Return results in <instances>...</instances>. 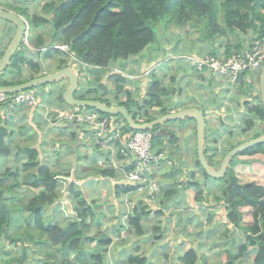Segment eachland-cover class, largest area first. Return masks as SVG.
<instances>
[{
    "label": "crops",
    "instance_id": "1",
    "mask_svg": "<svg viewBox=\"0 0 264 264\" xmlns=\"http://www.w3.org/2000/svg\"><path fill=\"white\" fill-rule=\"evenodd\" d=\"M4 2H6V5H3ZM35 5L36 3L30 6L29 1L24 0H0L1 8L14 12L23 19L25 18L20 15L18 8L26 7L27 13L29 14L30 10L36 7ZM41 27L43 29L45 26H38L33 29L35 32V38H29L31 33V29H29L26 39L27 44L24 40L23 43L25 45L22 43L18 50L23 51L26 63H20V73L11 76V78H24L23 76L25 75V77H29L25 80H29L32 77L50 74L58 70L57 66L62 60L67 61L66 55L57 49H55L57 51L54 52H47L48 49L53 48H48L51 44L47 43L46 40L44 41V36L41 32L37 31ZM13 35L14 27H7L6 23L0 19V58ZM215 41H217V45H215L214 48L212 46H208L207 48L217 53L218 56H227L224 55L226 44L219 42V39H216ZM202 49H205V47ZM44 50L45 53H43ZM201 50L197 48L187 53L199 54ZM220 50L223 51L220 52ZM233 51L234 50L231 49L230 53ZM58 53L61 54V57ZM126 61H128V59ZM126 61L112 63L117 65L116 69L112 68V70H116L115 72L103 73L98 71V76L94 75L95 72L92 74L90 72L86 74V82L88 83L87 89L90 88V84H95L94 77H97V81L101 83L104 79L106 81L112 80L110 82L112 83L111 86H108L107 82L105 87H103L107 90H113L116 85H121L122 91L118 93L120 101L118 103H115V101L114 103L108 102L107 104L111 107H116L120 106V103L125 99L124 90L131 91L133 88L140 87L144 97L153 81L158 79L160 81V87L168 92L166 95H163L162 97L160 96L162 100H164L163 103L171 101L172 105L164 113H160V108L153 107L148 111L149 115L152 118H156L160 115L180 111L189 107L200 109L205 118L204 154L210 158L209 161L206 156L207 160L214 166H219L221 159L233 145L248 140L249 138H253V136H250V132L259 131L260 135L264 134V122L259 120L253 113H250L246 107L250 100L249 95H256L254 88H252L251 91H248L249 83L251 81L253 83L252 86L256 85L258 88L256 77H251L248 74L247 77H239L236 81H231L227 77L216 75L206 69L197 70L188 61L181 58L167 59V61L160 62H157L159 60L156 59L155 61L151 60L149 64H147V62H142L138 65V68H135L133 74L136 76H134L129 71L130 64ZM125 63L127 65L126 68L123 67ZM50 64L54 67L45 71V67ZM154 67L156 69L155 72L149 74V70ZM171 70L175 75L172 74V76L166 80L168 82H165L167 76L164 73ZM110 74L122 76L125 80L117 82L114 76L110 77ZM1 75L0 78H2ZM82 80L84 81L85 78L83 77ZM177 84H181V89L177 87ZM66 85L67 82L65 81L44 85L42 86V90L46 92L49 89L48 87L53 86L56 88V92H59L62 91ZM172 86L174 87L173 89ZM241 89H243V92ZM47 92L49 93V91ZM97 93L98 92L86 95V99L99 100V97L96 95ZM82 94L86 93L80 89L77 92V95L80 97ZM51 95L56 97L57 101L55 103H49L47 100L40 99V106L38 107L18 105L15 108L10 109L7 115H5V108L7 106H0V129L2 130V136H7L5 139L7 141V146L10 149L9 155L14 157L13 166L9 167V163H6L5 156H1L0 168L14 170V166H17L16 163L20 162L22 163L21 165H23L26 158L24 157V154L18 152V149L36 150L38 153V161L42 165L47 166L51 172L56 174V191L59 198L55 203L58 205L57 208L61 207V211H63L62 209L64 207H68V203L71 200V197L69 196L70 191L74 193L79 192L84 200H86L91 210L94 208L100 210L101 215L95 214L91 211L93 222H99L101 219L98 217L104 216L103 212H101L102 209L108 210L111 213L108 215L110 217L108 221L112 220L115 223L113 225L114 237L111 238L109 235L110 244L107 249L106 264H126V262L128 263L127 260L130 255L137 253L146 255L147 248H144L143 251L139 250L138 243L140 241L145 242L147 236L151 233L153 238H158L159 234H157V232H160L162 226L164 227V224L166 223L165 218H167V221L181 220L184 222L182 224V228H184L185 225L195 221L198 216H203L202 218H204V215H206L207 222L211 223L208 227L212 228L207 231L208 233H210V231L212 232L219 224L221 231L217 236L224 237V239L226 238L229 245L237 246V244L239 245L244 242L243 231L239 228L233 229L231 225L221 224L218 222L219 220H215L217 215H221L225 219L223 201L222 199L218 200V198L222 196V184L220 182L217 184L212 183L217 180H207L203 171L196 166V124L193 119L185 118L183 120H175L174 122L171 121L172 123L168 122L165 125V129L172 132L171 138L168 136H165L164 138H153V151L155 153H162L164 156V159L159 161L155 170L159 194L153 202H148L144 197H139L141 200L136 204L132 202L134 200L132 196H134L135 193L127 189L128 186L123 182L121 177V174L127 169V167L123 165L122 157L118 151L120 146L119 140H113L106 147L95 144L92 133L88 134L87 132L90 127L79 124L75 119L76 115L88 114L92 111L86 110V108H74L66 103H62L63 101L61 102L60 99H58V93H52ZM227 98H230V100L228 99V101H226ZM237 114L242 116V118H239ZM248 119H251L252 121L250 124L252 126L251 129H248ZM116 121L118 125H124L117 131L120 134V138L125 139L128 128L120 117H116ZM74 124L81 125L82 131L80 132L77 127L75 128ZM223 127H225V130H223ZM7 128H9V130ZM219 128L221 130L220 133ZM113 129L116 130L115 127H113ZM231 135L234 136V140L232 138L225 139L224 137ZM11 136H26L25 139L28 143L22 147H16L9 139ZM30 136L39 139L37 145L34 143L29 144ZM60 136H62V140L65 141L61 144L73 152L71 156L72 160H74V155H76L75 160L78 158L80 153L79 150L81 149H77L83 147L82 145H88L87 142L94 147L92 156L89 155L88 157L87 154L81 152L82 157H80L78 161L74 160V164L77 168H71V166L74 165H72L73 163H70L68 164L70 166L65 170L52 171L45 161L47 160V155H44L43 151L47 152L46 143L51 138L61 139ZM42 139L45 142L47 141L44 148L41 147ZM48 143L50 144V142ZM50 145L56 148L60 147V144L58 143H51ZM56 153H54L53 156H56ZM62 158L66 161L68 159L67 156ZM239 158L249 162H246V165L238 164L236 167H241L237 168V172L244 177L247 174L250 176L246 177L244 181V177H240L239 182L243 183L252 180L264 186V182H260V179L264 177V154L242 156ZM50 161H52V159H50ZM66 161H62L61 165ZM8 162H11V159H9ZM255 170L258 171L254 173ZM250 173L253 174L251 175ZM218 186L220 187V193L213 198V201H211L212 195L209 188H218ZM208 192L209 195L207 196V201L197 200V197H200L198 196L199 194L203 193L204 198ZM166 193L169 195L168 198L165 197ZM126 198L131 202V206L129 207L124 205V202L122 201V199L124 200ZM71 207L75 208V204L71 203ZM144 207L146 214L142 213L138 222L139 229L138 227L135 228L132 224H129L128 215H132L135 208H137V210H142ZM61 215L64 217L62 213ZM153 216H160L159 218L161 219L160 223H156L157 225L155 226L152 223ZM123 230H126V232L121 236L120 233ZM189 235H191V232L186 233L185 237ZM118 236H120L118 238L119 241L117 240ZM133 237H137V239L129 243ZM154 243L157 242L155 240L151 242V244ZM191 247L198 250L195 245ZM160 249H164V246H161ZM150 250L152 252L156 251V249ZM223 250L222 246L219 247L216 254L221 253ZM198 251L200 252V250ZM171 264H174V261H172Z\"/></svg>",
    "mask_w": 264,
    "mask_h": 264
},
{
    "label": "trees",
    "instance_id": "2",
    "mask_svg": "<svg viewBox=\"0 0 264 264\" xmlns=\"http://www.w3.org/2000/svg\"><path fill=\"white\" fill-rule=\"evenodd\" d=\"M24 1L39 3L45 1L41 10L51 15L49 20L46 16H38L35 13L29 15L26 7L18 8V11L28 22L30 29L48 26L51 38L54 39L59 35V39L68 45V53L91 67L81 71L82 75L87 71H90L91 74L95 72V76L99 75L98 71L110 73L111 70L106 68L109 63L124 62L128 58L141 54L156 40L155 28L159 22L169 24L175 21L178 25L183 26L193 20L195 24L192 21L189 23L193 24L195 29L200 30L201 38L206 41L219 39V42L223 43L227 36L234 37L235 42L225 45L224 55H229L231 49L240 51L250 47L256 39L264 42V0ZM219 16L221 17L220 21ZM54 51L57 50L48 49L47 52ZM210 53L218 56L211 50ZM20 63H26L23 51L16 52L7 71L9 70L10 74H19ZM67 65V61L62 60L57 68L61 69ZM248 74L250 75V72L244 71L239 77H247ZM112 76L116 78L117 82L125 80L124 77L116 74H110V77ZM94 81L96 84L101 83L97 81V77H94ZM21 82L24 81H6L1 84L14 85ZM252 84L251 81L248 91L252 90L254 86ZM256 84H258V77ZM106 91L118 94L122 91L121 85H116L113 90ZM96 92H98L96 87L86 89V94L80 95V98L84 99L86 95ZM167 93V90L160 87V81L155 79L144 97L140 87L133 88L131 91L124 90L125 99L120 105L128 110L133 107L137 113L142 114L144 121H148L153 119L148 112L153 107L160 108V113L165 112L164 100L161 97ZM249 97L250 100L246 107L250 113L264 122V109L258 91L256 95H249ZM58 99L63 101L61 94L58 95ZM117 118L119 117L117 116ZM248 120V129H251L252 121ZM2 135L0 129V157L10 154L5 139L7 136ZM258 136H260L259 133L254 134L253 138ZM240 143L242 142L233 145L231 149ZM20 150L18 149V152L24 154L26 158L22 169L27 171L23 178L26 180L25 189L28 190V193L19 194L17 189L21 187L22 183L16 179L6 183L8 178H15L19 175L17 166H14V170L0 168V239H3L8 245H19L21 252L25 251L26 238L33 245L43 244L47 249L42 252L45 258L39 261L40 264H56L57 261H60L59 264H106L110 237L104 233L94 236L89 234L90 227L85 218L87 213L92 212L86 200L79 192L69 191V196L76 200L77 207L73 209L75 218L67 219L61 225L56 218H45V211L48 208H57L58 206L55 204L59 199L56 191V174L38 161L36 150ZM256 154H264V143L250 147L235 156L231 160L230 168L226 171L225 176L217 180L222 184L225 219L222 218L226 225L243 231L244 236V242L237 244L235 253L224 249L221 255L222 262L220 261L219 264H264V186L252 180L239 182V178L244 176L237 172V168L241 166L236 167L238 164L246 165L245 163L249 162L239 157ZM195 163L203 171L197 158ZM256 171L258 170H255L254 173ZM203 173L207 180H213L204 171ZM246 177L250 176L247 174L243 181ZM260 182H264V177L260 179ZM127 189L134 192L131 186H128ZM208 195L209 192L204 198L197 197V200L207 201ZM165 197L168 198L169 195L166 193ZM244 208L249 209L251 222L243 218L245 210L242 209ZM134 210L132 215H128V222L136 228L140 216L146 212L145 207L142 210H137V208ZM40 250L41 248L37 249L38 252ZM3 253L8 254L7 251ZM199 253L197 249L189 247L177 257L174 264H199L201 262L205 264L199 257ZM51 258L52 262L49 261ZM127 261L129 264L150 263L146 255L142 253L130 255Z\"/></svg>",
    "mask_w": 264,
    "mask_h": 264
},
{
    "label": "rangeland",
    "instance_id": "3",
    "mask_svg": "<svg viewBox=\"0 0 264 264\" xmlns=\"http://www.w3.org/2000/svg\"><path fill=\"white\" fill-rule=\"evenodd\" d=\"M35 3H36V5H35L36 7L30 10L29 15H32L35 13L38 16H46L48 20L51 19L50 14H46V12H44V10H41V7H42V5H44L45 1H40V3L36 1ZM35 3L32 1H29L30 6L35 4ZM3 5H6V2H4ZM220 20H221V17L219 16V21ZM190 21H192V23L195 24L193 20H190ZM189 22L185 23L183 26L178 25L177 22H175V21H173L169 24H164L161 22L157 23L156 28H155L156 40L154 42H152L151 45H149L148 49L142 51L141 54L134 56L130 59L128 58V61H126V62H128V64H130L129 65V71L131 72V74L134 75L133 72H134L135 68H138V65L142 62H147V64H149V62L151 60L155 61L156 59L159 60L157 62L167 61V59H179V58H181V56L183 57L184 55H188V53L192 50H195L197 48H199L201 50L204 47H205V49H202L201 53H208L209 54L210 50L207 47L212 46L214 48L215 45H217L216 44L217 41L203 40L201 38L200 30L195 29L193 24H191ZM26 23L28 25V33H29L30 27H29V24L27 21H26ZM37 31L41 32V34L44 36L43 37L44 41L46 40L47 43L51 44L48 48L54 49V46L57 45L55 43H58V44L63 43V40L59 39V37H60L59 35L54 39L51 38V31H50L48 26H45L43 29L41 27ZM29 38H35V32L32 28H31V33H30ZM235 41H236V39L234 37L227 36L226 40L223 42V44L229 45ZM23 45H25V44L23 43ZM222 51L223 50H220V52H222ZM153 52H154V55H153ZM43 53H45V50L43 51ZM58 54L61 57V54L60 53H58ZM55 55H57V54H55ZM194 55H198V54H194ZM66 58H67V56H66ZM148 58H149V60H148ZM67 63L69 64L68 58H67ZM126 66L127 65L125 63V65L123 67L126 68ZM53 67L54 66L50 64V65L45 67V71H48L49 69H52ZM8 68L9 67H7V69ZM106 68L107 69L109 68L111 70V72H115L116 70H112V68L116 69L117 65L109 63V65ZM7 69L1 75L2 78H0V84L5 82V81L11 82V81H17L16 79L25 80V79L29 78L28 76L25 77V75L23 76L24 78H20V77L11 78V76H15L16 74L15 73L10 74V72H8L9 70L7 71ZM151 70H153V71H151ZM155 70H156L155 67L151 68L149 70V74H151L152 72H155ZM89 72L90 71H87L85 74H83L84 75L83 77L85 78L84 81L80 80L79 88L82 91H86V89H87L88 83L86 82L87 81L86 80V78H87L86 74ZM103 73H105V72H103ZM164 74H166V76H167V78L165 79V82H168L166 80H168L169 77L172 76V74L175 75V73L172 70L167 71ZM250 75H251V77L257 78L258 72L250 73ZM134 76H136V75H134ZM103 81H102V83H99V84H96V83L90 84L89 87L90 88L96 87L98 90L100 89L96 95L99 97L98 99L101 100L102 102L108 104V102L114 103V101H115V103H118L120 101L119 94H115L113 92H107L106 91L107 89L103 88V87H105V84H107V82H108L107 85L111 86L112 83H110V82L112 80H109V81L105 80L104 82ZM177 85H178L177 87L181 89V87H182L181 84H177ZM48 88L49 89L47 91H49V93L47 91L44 92V90H42V86L37 87V88H32L34 91H36V92L33 91L35 94L34 96L36 98V105L35 106H37V107L40 106L39 105L40 99L47 100V102H49V103H51V102L55 103L57 101L56 97L51 95V94L52 93H55V94L58 93V95H59L61 93V91L56 92V88L53 86L48 87ZM90 88H88V89H90ZM173 88L174 87L172 86V89ZM253 88L255 89V94H257V91H258L257 86L254 85ZM241 91L243 92V89H241ZM229 92H231V91H229ZM230 98H227L226 101H228V99L230 100ZM106 99H109V100H106ZM62 103H64V102H62ZM171 105H172L171 101L164 103L165 111H167V109H169V107ZM9 110H10L9 107L5 108V112H6L5 115H7ZM86 110L94 111L91 109H86ZM133 110H135V109L133 107H131V109L129 110L130 114H132L134 118H137L136 115H138L139 112L138 113L136 112V114H135V112H133ZM102 116L103 115L99 114V117H102ZM141 116H142V114H141ZM238 117L242 118V116H240V115H238ZM140 118H142V117H140ZM143 119H144V117H143ZM172 122H174V121H172ZM172 122H170V123H172ZM240 122H242V121H240ZM82 125H84V124H82ZM7 129L9 130V128H7ZM223 130H225V127H223ZM220 131L221 130L219 128V133H220ZM87 132H88V134L91 133L89 130H87ZM257 133H259V131H252V132H250V134H251L250 136L252 137L254 134H257ZM60 137H61V139L51 138L48 141V142H50V144L51 143L52 144H56V143L60 144L59 148L51 146L47 141H46L47 142L46 143L43 139L41 140V147L42 148L45 147V143L47 145V147H46L47 152L43 151V154L47 155V160H45V161L50 166L52 171L65 170L70 166V165H68L70 163H73L72 165H74V166H71V168H74V167L77 168L74 163H75V161H78L80 159V157H82L81 152H84L85 154H87L88 157H89V155L92 156V153L94 151V147L89 142H87L88 145H82L83 147H80L77 149V150L81 149V150H79L80 153L78 152L79 153L78 158L75 160L76 155H74L75 161L72 160L71 156H72L73 152L71 150L67 149L66 146L61 144V143H64L65 141L62 140V136H60ZM224 137H225V139L226 138H229V139L234 138V136H232V135L231 136H224ZM25 138H26V136H11L9 139L14 144V146L22 147L23 145H26L28 143V141ZM93 140H94V138H93ZM245 141H247V140H245ZM38 142H39V139H36V137L34 138V136H30L29 144L34 143L35 145H37ZM54 153H56V156H53ZM11 156L12 155L5 156L6 163L7 164L9 163V167H12L13 163H14V157L13 156L11 157ZM66 156L68 158L67 161L62 158V157H66ZM207 158H208V156H207ZM9 159H11V162H8ZM50 159H52V161H50ZM208 160L210 161V158H208ZM62 161H66V162L63 163V165H61ZM21 164L22 163H20V162L16 163V165L18 167L19 175L15 178L14 177L8 178L6 180V183H10L15 179L18 180L19 182H21L22 183L21 187L17 190H18L19 194L23 195V194L28 193V190L25 189L26 180L23 178V176L26 174L27 171L22 169ZM60 166H62V167H60ZM208 180H210V179H208ZM212 183L217 184L218 181H214ZM219 188H220L219 186H218V188H213V187L209 188L210 193L212 195L211 201H213V198L215 196L219 195V193H220ZM134 193L136 195L134 194V196H132V198L134 199L132 201L133 203L137 204L141 200L139 197L145 198V194L143 191L137 192V193L134 192ZM198 196L203 197V193H201ZM220 198L222 199V196ZM74 199L75 198H71V200L68 203V207H64L62 209L63 211H61L60 206H59L60 208H54V207L48 208V210L45 211V218H50V217L56 218V220L59 222L60 225L64 224V222L67 219L72 220L73 218H75L74 213L72 211V209H74V208L71 207V203L75 204V202H76V200H74ZM145 199L147 200V198H145ZM122 201L124 202V205H126L127 207L131 206V202H129V199H127V198L124 200L122 199ZM58 203H59V201H58ZM203 205H205V204H203ZM76 207H77V205L75 206V208ZM159 209H160V207H159ZM242 210H245V211H243V213H244L243 218H245L246 221L251 222L250 221L251 218L249 216V213H250L249 209L244 208ZM91 211L94 212L95 214L101 215L100 210H98L96 208L92 209ZM101 212H103L104 216L98 217L101 219L99 222H93L91 213L86 214L85 221L90 226L89 234L91 233V235L94 236V235H97L98 233H104L107 236L110 235V237L112 238V237H114L113 225L115 222L112 220L108 221L110 219V217L108 215L111 214L108 210L102 209ZM61 213L64 215V217H62ZM167 216H169V215H167ZM204 216H205L204 218H202L203 216H198L195 221H192V222H190V224L185 225L184 228H182L183 227L182 224L184 222H182L181 220H169V221H167V218H165L166 223L164 224V227L162 226V229L160 230V232H157V234H159L158 238H160V239L153 238L152 233L149 234L147 236L145 242L140 241L138 243L139 250L143 251L144 248H147L146 256L150 260L149 264H171L172 261H174V263H175V261H176L175 259H177V257L179 255H181L185 251L186 248H188L189 246L191 247V246L195 245L198 248V250H200L199 257L202 259L203 262H205V264H219V263H221L222 262L221 255L223 254L224 250L217 255L216 252L219 249V247L222 246L223 249H229L231 251V253H235L236 252V246L229 245L228 241H226L227 240L226 238L224 239V237L217 236V234H219V232L221 231L219 224L216 228L213 229L212 232L210 231V233H208L207 231L209 229H212L211 227L210 228L208 227V226H210L211 223L207 222V217H206V215H204ZM159 217L158 216L152 217V223L154 226L157 225L158 223H160L161 219ZM215 220H219L218 222L221 224H226L221 215H217V218ZM222 221H223V223H222ZM90 223H91V225H90ZM116 226H117V224H116ZM125 232H126V230H123L120 233L121 236H123L125 234ZM188 232H191V235L185 237L186 233H188ZM119 237L120 236L117 237L118 241H119V239H118ZM142 237H139V238H142ZM218 237H220V238H218ZM136 239H137V237H133L129 243H131L132 241H134ZM154 240L157 243L151 244V242H153ZM161 246H164V249H160ZM24 248H25V251L21 252L19 245H17V244L8 245L5 241H3V239H0V258H1L0 263H3V264H20V262H21V264H40L39 261H41L43 258H45L42 255V252H44L47 249V247L43 246V244L42 245H38V244L33 245L30 242V240L28 238H26V241L24 243ZM38 248H41V250L39 252L37 251ZM150 249H156V251L152 252ZM172 250L174 253L172 252ZM4 251H7L8 254H4L3 253ZM152 253H154V254H152ZM107 258H108V255H107ZM109 259H110V257H109ZM49 261L52 262L53 259L51 258ZM59 262L60 261H57L56 264H59ZM126 264H129V263L126 262ZM199 264H203V263L201 262Z\"/></svg>",
    "mask_w": 264,
    "mask_h": 264
},
{
    "label": "built area",
    "instance_id": "4",
    "mask_svg": "<svg viewBox=\"0 0 264 264\" xmlns=\"http://www.w3.org/2000/svg\"><path fill=\"white\" fill-rule=\"evenodd\" d=\"M27 35L28 31L24 37L25 43ZM54 49L61 51L67 56L69 61L68 66L76 72L79 80H82L83 75L80 72L91 67L70 55L68 53V45L65 43L55 45ZM181 59L188 61L197 70L206 69L216 75L227 77L231 81H236L244 71L253 73L261 70L264 65V43L256 39L250 47L235 51L228 56L221 57L214 56L210 53H201L198 55H184L183 57L181 56ZM34 95V92L31 90L14 94L0 92V106H7L10 109L18 105L33 107L36 105ZM136 117L134 119L137 122H144L141 114L138 113ZM75 119L79 124L90 127L89 130L92 133L95 143L102 147H106L113 140H119L120 146L118 151L122 157L123 165L128 167L121 174L123 182L127 186H131L136 193L143 191L148 202L155 201L159 194L155 170L159 161L164 159V156L162 153H155L153 151V136L150 131H134L128 129L125 139H122L117 130H120V127L124 125H118L116 117H98V113L92 111L88 114L76 115Z\"/></svg>",
    "mask_w": 264,
    "mask_h": 264
},
{
    "label": "water",
    "instance_id": "5",
    "mask_svg": "<svg viewBox=\"0 0 264 264\" xmlns=\"http://www.w3.org/2000/svg\"><path fill=\"white\" fill-rule=\"evenodd\" d=\"M0 19L3 20L7 27H14V35L12 36L7 48L3 52L0 58V75L7 69L11 59L14 57L19 47L24 41L26 32L28 31V25L23 18L15 14L14 12L8 11L0 7ZM67 82L66 87L61 91V98L64 103L74 108L84 109L88 108L91 110L98 111L102 114L119 116L130 130L134 131H150L153 138H164L168 136L171 138L172 132L165 129V125L168 122L175 120H183L190 118L195 121L196 128V158L198 163L205 174L213 179L219 180L225 176L226 171L230 168L231 160L242 151L253 147L257 144L264 143V134L256 138L244 141L232 149H230L222 158L218 167L212 165L204 154V124L205 118L202 111L196 107H189L180 111L167 113L160 115L144 122H137L130 111L124 106L111 107L104 102H100L95 99L80 98L77 95L79 88V77L76 72L69 66L58 69L57 71L50 74H43L41 76L34 77L24 82L14 85H3L0 84V92L7 94H14L21 91L31 90L44 85H50L54 83ZM258 91L260 102L264 109V65L261 68L258 78ZM73 124V123H72ZM79 131H82V126L74 124Z\"/></svg>",
    "mask_w": 264,
    "mask_h": 264
},
{
    "label": "clouds",
    "instance_id": "6",
    "mask_svg": "<svg viewBox=\"0 0 264 264\" xmlns=\"http://www.w3.org/2000/svg\"><path fill=\"white\" fill-rule=\"evenodd\" d=\"M24 21L26 22V20L24 19ZM27 24V23H26ZM264 43V42H263ZM61 44V43H60ZM235 52V51H234ZM201 53V52H200ZM199 53V54H200ZM233 53V52H232ZM211 54V53H210ZM231 54V53H230ZM229 54V55H230ZM214 56H216V55H214ZM228 56V55H227ZM222 57V56H221ZM261 71V70H260ZM260 71L258 72V78H259V73H260ZM26 91H28V90H26ZM31 91H34L33 89H31ZM35 92V91H34ZM258 93H259V91H258ZM95 111V110H94ZM95 112H98V111H95ZM109 116H111V115H109ZM113 117H117V116H113ZM125 123V122H124ZM128 128V127H127ZM129 129V128H128ZM252 139V138H251ZM250 140V139H249ZM244 142V141H243ZM224 157V156H223ZM222 160V159H221ZM221 162V161H220ZM215 167H218V166H215Z\"/></svg>",
    "mask_w": 264,
    "mask_h": 264
}]
</instances>
